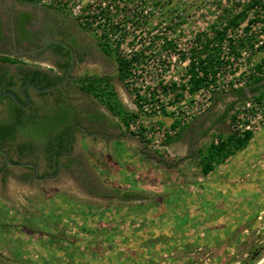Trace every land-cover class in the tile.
Segmentation results:
<instances>
[{"label":"rangeland","instance_id":"1","mask_svg":"<svg viewBox=\"0 0 264 264\" xmlns=\"http://www.w3.org/2000/svg\"><path fill=\"white\" fill-rule=\"evenodd\" d=\"M252 1L253 0H130L129 5H127V12L124 11L123 16L119 17L123 27V32L119 34V38L124 39L121 44L119 56L127 60L130 50L134 48L140 49L143 44L148 42L151 45L149 46L151 47L149 50L154 51L151 54L157 55L159 52L158 45L164 44L166 48H170L167 54L175 57V61L172 62V67H170L166 77L168 80H173L175 78L181 83L182 80H180V75L189 66L190 55L193 53L192 49H201L203 45L207 43V39L212 40V25L216 23V21H220L219 17H221V19L224 18L226 11L232 14L242 12L244 13V17L241 20L239 29L236 30V32L230 30L225 37L229 41L224 45V50L220 49V63L219 66L215 68L218 71V75L212 77L211 82L214 83L216 87H220L215 93L231 92L235 89V86L247 88V85L253 77H262L264 75V73L261 74L257 72L255 68L264 61V44H262L260 48L253 47L254 44L264 39V30L263 32L258 31V27L264 19V0L260 1V3L253 8L245 10ZM7 5H9L8 2ZM66 12L68 11L66 10ZM245 28H247V30ZM239 33H244V36L240 37ZM88 34L95 38L93 34ZM198 34H204V36H201L200 44L196 42V36ZM245 38L250 39V46L246 45L239 48V40ZM141 42L142 45H140ZM106 44L108 46L107 42ZM100 46L103 47L101 44ZM209 47L214 48L215 43L210 41ZM110 49L113 50L112 48ZM236 53H238L237 60L233 57V54L236 55ZM223 54L225 57L223 56V59H221ZM130 69L129 67V70ZM133 70L135 72L137 71L136 68H133ZM152 71L153 75L156 68ZM128 73H131V71ZM127 78L128 75L125 79ZM148 81H150L149 78L146 79V83H148ZM243 81H245V83ZM137 84L142 85L144 82L140 80L137 81ZM248 97L254 98V96L248 95L236 101L234 111L228 119V129L224 124H220V132L224 133L227 130L228 132H232L230 130V123L240 113L239 110L243 107L244 101ZM261 98H264V96H261L259 99ZM129 101L131 104L130 95ZM128 110L129 112H133L130 109ZM263 126L264 122L260 123L258 129L251 134L253 135L259 132ZM122 131H128L125 122H123L121 132ZM208 141H213V139L209 138ZM88 142L93 149L89 150V147L88 150L86 149L85 158L88 159V163H92L93 169L98 177V187H94L93 189L100 190L102 187L121 184L120 182H122L123 186L128 184L127 179L125 180L122 178V180L119 179L118 181L116 178V171L118 169V167H116L117 161H120V163L122 161L125 166H128L127 163H130L123 158L124 156L120 157L119 160L117 157L118 154L122 155L125 152V147L118 146L119 144L114 143L103 144L97 139L88 140ZM133 152L138 154L137 149L133 150ZM256 164L255 166V163H252L253 169L254 167L264 169V161L257 162ZM228 179L234 182L238 181L239 183L244 182L245 184L260 180L253 178L252 174L249 175L248 172L244 173L243 177L240 175V177H230ZM128 182L130 181L128 180ZM212 187V192L209 194L210 196L207 197L206 204L208 207L204 209L206 206L204 205V207L200 206L196 209L197 205L185 211L184 215L189 216H187L188 219L186 222H182V220L178 219L175 223L168 225V223L158 221L157 225L151 224L150 226L139 227L140 230L144 227L145 231L155 233L156 235L158 233L159 235H161L160 233H164L168 235L167 237L173 236L175 239L184 238L183 240L190 244L196 238L195 240L198 242L197 246L179 247L178 249L176 248L175 252H173L172 249L159 246L163 256L172 257V259L169 258L170 260H163L160 258L159 264H248L249 261H252L251 264H256L264 257V192L263 196L261 195V198L255 199L256 202L249 207V216L243 224L230 221L233 217L230 213L233 212V210H226L224 212L228 213L222 217V222L219 221L218 224L214 225V223L207 224L205 222L206 215L214 213V209H211L209 206L210 203L214 202L211 201V198H213V200L221 197L225 199L226 196L225 194L215 191V186ZM42 188H45L44 191L25 193V191L18 189L15 193H7V197H1L0 195V198H3L2 200L6 202L3 203L0 199V258L4 259V261L5 258L12 257L13 253L17 250L22 253V256L26 255V258L41 259L39 257L42 256L38 253L41 254L42 251L45 250L44 247H42L43 245L28 237V235L23 232L22 226L26 225L28 227L33 226L41 228L42 225H44L43 223L47 222L46 219L48 220L49 215L53 219V217L56 218L58 214L60 215L62 213V217L67 220V222L64 223L68 224V215L70 216L69 219L74 222L71 225L68 224V228L71 229L66 230V234L69 235L68 232L72 233L73 230H75L74 225L76 223L79 224L80 221L82 224L80 216L83 215L82 211L84 212L85 208L80 209L78 206L76 208H69L70 204H67L68 201L80 202L81 205L87 202L93 203L95 201H100V198H93L91 195H89L90 197L83 194L80 195L78 191L73 189L71 184L66 182H63L61 186L56 182L45 183L43 186H39V190H42ZM228 196L235 200V197L238 195L235 194L234 196L229 194ZM37 215L43 218L34 219ZM84 215H86V211ZM88 216L89 214L87 215L88 219L84 222V225L87 228H91L93 224H90L92 220ZM52 219L49 218V221H52ZM141 224L142 223L139 225ZM50 225L45 226V230L47 228L52 229ZM218 229L224 233V236L217 241L215 240L213 243L212 241L214 238L210 240L207 236L212 235V232L214 233V231ZM208 230H211V233H206ZM255 250L258 256L253 255L255 257L251 258L250 256L252 255H250V252ZM36 253L39 255L38 257Z\"/></svg>","mask_w":264,"mask_h":264},{"label":"flooded vegetation","instance_id":"2","mask_svg":"<svg viewBox=\"0 0 264 264\" xmlns=\"http://www.w3.org/2000/svg\"><path fill=\"white\" fill-rule=\"evenodd\" d=\"M88 33L62 9L24 0H0V56L24 60L23 67L9 65V75L0 80V92L8 89L20 96L21 85L31 82H22L27 70H40L53 81L33 83L38 87L59 82L73 53V69L62 87L44 93L28 89L30 104L25 108L9 96L0 101V129L14 128L1 147L10 159L33 163L40 178L54 175L58 168L56 177L37 180L31 167L7 165L0 155L1 197L18 189L25 193L44 191L39 186L51 182L59 186L66 182L76 191L98 187L93 165L85 158L88 147L93 149L88 140L103 144L119 140L115 138L123 127V113L131 104L115 59ZM43 63L48 67L40 68ZM4 64L0 61V74ZM7 77L13 82L9 87H5ZM33 125L45 127L39 137L22 132Z\"/></svg>","mask_w":264,"mask_h":264},{"label":"crops","instance_id":"3","mask_svg":"<svg viewBox=\"0 0 264 264\" xmlns=\"http://www.w3.org/2000/svg\"><path fill=\"white\" fill-rule=\"evenodd\" d=\"M79 26L81 25L79 24ZM2 62L5 63L2 71L6 72V76L9 75L10 64L19 67L24 66V60L22 59H15L14 62ZM39 67L47 68L48 65L43 63ZM244 93V97H237L232 92L214 93L210 107L183 125L177 134L170 141H166L164 146L159 150L151 151L148 148L145 149L134 137L118 138L119 140L113 143L125 147V154H118V160L124 156L123 158L130 163H127L128 166H125L122 161L123 165L120 161H117L116 178L118 181L119 179L122 180V178L127 179L128 184L123 186L122 182H120L121 184L102 187L100 190L78 191L80 195L83 194L88 197L91 195L93 198H100V201L87 202L83 203V205L80 202L68 201L67 204H70L69 208H76L77 206L80 209L85 208L86 215H84L85 211H82L83 215L80 216L82 224L78 220L79 224L76 223L74 225L75 230L72 233L68 232L69 235L66 234V230L71 229L68 228V224L74 223L69 219L70 216H67L69 220L68 224L64 223L67 222L64 218L57 225L47 224L52 229L47 228L44 231H50L51 234L64 238V240L57 241L54 237L50 236L47 238L44 234L38 236L36 232L31 234V236L39 237L44 245L42 247L47 249V251L45 249L41 254H38L46 256L48 249L53 248L57 249L61 254L64 252L63 249L65 247L67 248V246L73 243V247L76 250L73 252V255L74 258H78L84 248L86 249L93 245L91 243L92 238L94 240L103 238L97 236L95 233L99 225L108 226L112 229L111 240L114 242L125 239L126 242L132 243L137 239L136 235L137 231L140 230L139 227L150 226L151 224L157 225L158 221L168 223V225L175 223L179 219L177 217L181 218L185 211L197 205L196 209L200 206L204 207V205H206L204 208L206 209L208 207L206 204L207 197L212 192V186H215L214 190L218 193L225 194L226 198L221 197L215 200L211 198V201L214 202L210 203L209 206L211 209H214V213L207 214L205 222L207 224L214 223V225L218 224L219 221L222 222V217L228 213L224 212L226 210H233L230 213L233 216L230 221H235L238 224L246 222L245 220L249 216V207L256 202L255 199L261 198L264 192V169L255 167L253 169L252 165V163H255L256 166L257 162L264 161V126L259 132L251 136L243 148L224 159L223 162L215 166L206 175L201 174L199 166L200 154L204 153L211 143L208 139L212 138L213 142L216 143L218 136L226 137L230 133L228 130L224 133L220 132L219 125L224 124L227 128L228 119L234 111L236 101L248 95L264 96V79L261 81L260 88L256 92L252 93L248 86L247 88L244 87ZM232 103L234 105L231 107ZM136 149L138 150V154L133 152ZM246 172L249 175L252 174L253 178L260 180L245 184L244 182L239 183L238 181L234 182L228 179L230 177H240V175L243 177ZM115 189L136 191L142 194L144 198L123 203L115 196ZM103 194L110 196L104 197L102 196ZM229 194L234 196L236 194L238 196L233 200L228 196ZM88 214V217L92 220L90 224H93V226L89 225L91 228H87L84 225V222L88 219ZM140 223L142 224L139 225ZM144 227L141 230L145 231ZM206 233H211V230L206 231ZM31 236L28 235L30 238ZM222 236H224V233L218 229L207 237L210 240L214 238L212 241L214 243L215 240H219ZM121 247L122 244L112 252L109 250L99 251L98 257L103 258L105 264H118V262L123 261L127 264L129 262L132 263V254ZM38 254L36 253L37 257L39 256ZM25 256L21 255V258L29 259ZM89 257V255H81L83 262H86ZM7 259L5 258V261ZM65 261L67 260H63L66 264ZM70 262L68 261V264H76L72 263V260ZM93 263L95 264V261Z\"/></svg>","mask_w":264,"mask_h":264},{"label":"built area","instance_id":"4","mask_svg":"<svg viewBox=\"0 0 264 264\" xmlns=\"http://www.w3.org/2000/svg\"><path fill=\"white\" fill-rule=\"evenodd\" d=\"M35 1L51 8L67 10V13L87 32L93 34L96 39L102 37L108 43V47L115 50L116 55L119 56L124 40L119 38V34L123 32L119 17L123 16L124 11L127 12V5H129L130 0ZM239 27L232 31L236 32ZM258 28L259 32H263V22ZM229 32L230 30L227 34ZM239 36L243 37L244 33H239ZM227 41L229 40L225 38L220 44L221 50H224ZM262 44H264V39L254 44L253 47L260 48ZM149 46L151 45L148 42L143 44L140 49L130 50L128 54L127 60L131 61V69L129 70L131 73H128L125 82L131 100L130 110L135 113V116L127 122V129L133 134H139L147 142L149 150L156 151L161 149L166 141L173 138L183 125L205 112L211 105L213 94L220 87H216L211 82L212 77L218 75L216 70L215 73L209 72L207 74L200 88L193 92L189 91V81L192 76L189 67L191 62L197 65V57L196 55L193 57L192 54L190 55L189 66L180 75L181 83L175 78L168 80L166 74L172 67V62L175 61V57L167 54L170 48L160 44L158 45V54L152 55L151 53L154 51L149 50L151 48ZM223 56L224 54L221 59ZM233 57L238 59V55L233 54ZM200 58L203 59L204 55H201ZM258 67H255L257 72L263 74L264 61ZM133 68H136L137 71L135 72ZM154 68L156 71L152 75ZM194 72L196 78L203 77L202 72L196 67ZM147 78L150 79L148 83H146ZM140 80L144 84H137V81ZM243 82L245 83V81ZM237 88H243V86H235V89ZM239 112L231 121L230 130L235 135H241L244 132L253 133L258 129L260 123L264 122V98L248 97Z\"/></svg>","mask_w":264,"mask_h":264},{"label":"trees","instance_id":"5","mask_svg":"<svg viewBox=\"0 0 264 264\" xmlns=\"http://www.w3.org/2000/svg\"><path fill=\"white\" fill-rule=\"evenodd\" d=\"M27 2H35V0H24ZM260 1L262 0H253L246 8H253L255 5L259 4ZM244 17V13H238V14H232L228 11H226V15L224 18L221 19L219 17L220 21L214 23L212 25L213 28V38L207 39V43L203 45L201 49H192L193 53L192 56L197 57V65H194V63L191 62L190 64V72L192 74L190 78V87L189 91L193 92L200 88L206 79V76L209 72L215 73L216 69L219 66V52H220V44L224 41L225 36L227 35V32L229 30H233L239 27L241 24V20ZM263 26H264V19H263ZM247 30V28H245ZM201 36H204V34H198L196 36V42L197 44H200L201 42ZM97 41L103 46V48L112 55V57L115 59V62L117 64V70L119 72L120 80L124 82L125 86L127 87L125 83V77L128 75L129 72V67H130V60H124L120 58L118 55H116L115 50H111L104 39L99 38ZM210 41L215 43L214 48L209 47ZM250 39L245 38V39H240L238 42L239 48L244 47V46H250ZM249 44V45H248ZM238 53H236L237 55ZM201 55H204V58L201 59ZM0 61H8V62H14L15 59L9 58V57H1L0 56ZM195 67L202 72L203 77H195L196 73L194 72ZM256 68H259L258 66ZM5 71H2L0 74V80L3 79L6 75ZM264 79V75L262 77H253L250 81V83L247 85L249 86V90L253 93L256 92L261 85V81ZM31 81V83H34L36 85H41L40 82L43 80L46 82V84H51L53 81H50L47 79L46 74L43 73L40 70H32L29 71L27 70L22 82L24 81ZM13 82L11 79L8 77L6 78L5 81V87H9L12 85ZM128 88V87H127ZM233 94H235L237 97H244V88H237L233 89L231 91ZM261 96L257 95L254 96V98L259 99ZM8 98V97H5ZM234 105V103L231 104V107ZM118 106V105H117ZM115 108L116 113L120 114L116 106H113ZM16 111H19L18 107L15 105L14 106ZM135 116V113L129 112V110L124 111L123 113V120L125 124ZM21 127V126H20ZM45 127H41L38 129L36 125L33 126H28L25 128H22V132L28 135H31L32 137H39ZM14 131V128H1L0 129V147H3L4 142L6 140H9L11 137L12 132ZM252 134L250 132H244L241 135H235L232 132L228 133L226 137H219L217 142L211 141L208 149L203 153L200 154V172L202 175H206L209 171H211L216 165L220 164L223 162L224 159L229 157L230 155H233L237 150H240L243 148L248 140L251 138ZM171 138L168 140L170 141ZM167 141V142H168ZM115 196L123 203H127L130 201H135V200H140L143 199V195L136 192V191H131L127 189H115ZM104 197H109L110 195H102ZM71 212V211H70ZM81 212V211H80ZM72 214V213H71ZM73 215V214H72ZM69 216V215H68ZM43 217L40 216H35L34 219H42ZM48 218V217H47ZM49 218L52 219V217L49 215ZM46 219L47 222H44L41 228L39 227H28L26 225L22 226L23 232H25L27 235L37 233L38 236L44 234L48 237L52 236L54 237L57 241L58 240H64V238L58 237L55 234H51L50 231H44L46 228L45 226L47 224H52V225H57L61 222L62 213L56 216V218L53 217L52 221H49ZM182 222L187 221V216L183 215L181 218L177 217ZM43 221V220H42ZM110 230V231H109ZM90 231V230H89ZM111 231L112 229L109 228L108 226L104 225H99L97 226V230L95 233L97 236L103 237L100 238L99 240H94L93 238L91 239V243L93 244L92 246H89L88 248H84L81 252L78 258H74L73 252L76 251L75 248L73 247V243L70 244V246L65 247L63 249V253H59L57 249H48V254L46 256L39 257L41 258L40 260L36 259H24L21 258L22 253L20 251H15L12 255V257L8 258L6 261L4 259L0 258V264H65L63 260L65 261L66 264H68V261L72 260V263L76 264H94L93 262L95 261V264H105V261L103 258L98 257L99 251H114L115 249L119 248V246L122 244V247L124 250L129 251L130 254H132L133 258L131 259V262L129 264H159L160 258L163 260L167 259H172V257H166L163 256V253L160 251V247L163 246L164 248L167 249H172L173 252H175L176 248L178 249L179 247H188V246H197L198 242L197 240L194 239V241L190 243H186L183 239L184 238H179L175 239L173 236L167 237V234L159 233L156 235L155 233L149 232V231H143L139 230L137 231L136 235V241L134 240L132 243H128L125 241V239L120 240L119 242H114L111 240ZM31 238H34L35 241H38L40 244L43 245V243L40 241L39 237H34L31 236ZM39 239V240H38ZM44 246V245H43ZM160 246V247H159ZM46 249V248H44ZM68 249V252H67ZM71 251H70V250ZM181 249V248H180ZM196 249V248H195ZM193 249V250H195ZM123 250V252H124ZM47 251V249L45 250ZM158 252V253H157ZM157 253V255H156ZM252 256L251 258H254L257 255V251L250 252ZM81 255H89V259H87L86 262H83V259H81ZM255 255V256H253ZM64 257V259H62ZM126 258V256H125ZM70 259V260H69ZM91 259V261H90ZM161 259V260H162ZM169 259V260H170ZM126 260V259H125ZM90 261V262H89ZM97 261V262H96ZM92 262V263H91ZM252 261H249L248 264H251ZM71 263V262H70ZM118 264H127L123 262H118Z\"/></svg>","mask_w":264,"mask_h":264},{"label":"water","instance_id":"6","mask_svg":"<svg viewBox=\"0 0 264 264\" xmlns=\"http://www.w3.org/2000/svg\"><path fill=\"white\" fill-rule=\"evenodd\" d=\"M60 43L62 44L63 47H65V48L70 50V48L64 42L60 41ZM71 54H72V58H71L70 67L67 70V72L65 73V75L63 76V78L59 82H57L55 84H52V85L45 86V87H38V86L34 85L31 82H24L21 85V87H20V96H18L12 90L6 89V90H2L0 92V101L2 100V98L4 96H9L10 98L13 99V101L16 103L17 106H19L20 108H25V107H27L30 104V97H29L28 92H27L28 89H30V90H32V91H34L36 93H44V92H48L50 90L62 87L65 84V82L68 80V78L70 76V73L72 72V69H73V53H72V51H71ZM120 137H123V138L134 137V138H136L139 141L140 144L143 145V147L145 149H147V142L145 140H143L142 137L139 134H133V133H131L129 131H126L124 133H120V135L117 137V139L120 138ZM0 155L3 156L4 161L6 162L7 165L15 166V167H18V166L31 167L33 169V177L35 179H37V180H40V179H51V178H54V177L57 176V173H58V168L57 167H56L57 171H56V173L54 175L45 176V177L40 178L36 174V166L33 163H30V162H13L10 159L8 153L1 147H0ZM259 261H261V260H259Z\"/></svg>","mask_w":264,"mask_h":264},{"label":"bare ground","instance_id":"7","mask_svg":"<svg viewBox=\"0 0 264 264\" xmlns=\"http://www.w3.org/2000/svg\"><path fill=\"white\" fill-rule=\"evenodd\" d=\"M261 261H259L258 263L256 264H263L264 263V257H262V259H260Z\"/></svg>","mask_w":264,"mask_h":264}]
</instances>
